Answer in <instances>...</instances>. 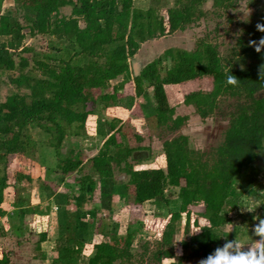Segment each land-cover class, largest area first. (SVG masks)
<instances>
[{"label":"trees","instance_id":"obj_1","mask_svg":"<svg viewBox=\"0 0 264 264\" xmlns=\"http://www.w3.org/2000/svg\"><path fill=\"white\" fill-rule=\"evenodd\" d=\"M5 1L0 0V72H14L9 77L14 91L0 101V217L7 212L3 204L9 156L21 154L36 162L40 138L31 137L30 129L37 127L43 137H54V171L59 181L71 179L79 185L84 192L78 194L80 200L98 180L108 184L115 180L118 170L125 177L112 188L122 192L121 185H125L123 199L167 211L163 217L129 222L124 234L110 231L106 239L94 244L86 264H144L146 258L156 264H185L186 260L206 258L226 237L235 239L238 228L228 233L224 226L231 223L230 214L243 206V195L255 185L258 171L253 164L264 151V47L256 51L264 38V31L257 28L264 25V11H256L241 23L230 56L222 57L217 44L202 39L194 50L168 48L134 74L132 62L143 42L200 21L208 13L203 7L209 0H172L165 9L167 17L152 7H133V0H13L12 8L4 9ZM212 2L214 8L228 10L238 0ZM256 5L252 0L250 6ZM66 6L72 8L68 17L60 15ZM27 28L31 34H52L65 45L55 46L65 52L60 64L37 60L42 73L33 75L27 71V58L16 60V53L27 50ZM228 75L237 78L235 85L227 82ZM207 76L213 80L212 89L189 91L183 100L203 120L219 116L227 122L222 142L203 150L187 134H177L189 116L176 115V107L167 102L165 86ZM119 77L122 82L111 88L112 80ZM132 79L137 95L144 93L145 86L154 88L157 106L151 123L155 128L151 131L150 124L146 128L150 136L160 131L165 138L166 167L143 165L153 149L143 144V132L128 133L121 119L112 122L110 135L93 157L83 160L85 152L80 147L62 152L64 142L80 133L99 103L104 109L119 106V91ZM247 169L251 171L239 188V177ZM183 182L180 195L169 198L167 189ZM184 218L188 221L185 238L177 245L179 223ZM202 223L209 227L192 234ZM142 228L158 233L154 245L149 240L136 242ZM46 237L41 232L39 242ZM85 247L73 236L60 237L53 264H80ZM9 261L8 254L0 258V264Z\"/></svg>","mask_w":264,"mask_h":264},{"label":"rangeland","instance_id":"obj_2","mask_svg":"<svg viewBox=\"0 0 264 264\" xmlns=\"http://www.w3.org/2000/svg\"><path fill=\"white\" fill-rule=\"evenodd\" d=\"M251 2L252 0H238V2L233 8L224 10L214 8L212 0L207 1L203 7L208 12L206 17L188 26L184 30H179L173 34H168L162 37H156L154 39H150L148 41L143 42L139 51L135 55L136 62L140 63L141 68H143L152 60L163 55V53L168 48H185L188 50H194L197 47V43L202 39H207L208 41L217 44L222 57L230 56L231 50L236 44L237 38L241 34V23L248 17H250L252 14L256 13V11H264V0H255V2L258 3V5L256 6H250ZM171 3L172 0H133V7L142 9H148L152 7L156 9L159 15L163 14L165 17H167L165 9ZM12 6L13 0H6L3 5L4 9L12 8ZM71 10L72 8L70 6H66L61 9L60 15L68 17L71 14ZM22 22L23 24H26L25 20L23 19ZM81 25L83 26L84 23L81 22ZM25 32H27V34L24 42L27 50L19 51L18 53H16L15 58L17 61H19L21 57H25L29 60V67L27 68V71L29 73L33 75H40L42 73L40 68L36 64L37 60H42L50 64H60L59 62L61 58L65 56V52L63 50V47H61L60 51L55 49V46H59L61 44L54 35L31 34L28 28L25 30ZM11 75H14V72H0V100H3L7 94H11L14 91L13 86L9 84V77ZM132 75L134 74L132 73ZM131 78H133V76H131ZM122 79V77H119L115 80H112L111 88L113 85L122 82ZM212 87L213 80L210 76L205 77V79L198 78L195 80L186 81L185 83L179 84L177 86H165L167 102L170 105L180 103L179 105L182 106L178 108V113L189 116L187 123L177 132V134H187L190 137L191 143L197 148H202L203 150L209 149L212 146L218 145L222 142L223 130L227 126V122L219 116L209 117L208 119L200 120L197 118L198 114L194 111L195 108L193 110L190 109L183 103V100L185 93L189 91L197 89L210 90V88L212 89ZM111 88H109V90H111ZM122 89L123 95L121 94L122 96L120 97L121 100L119 103V107L121 108L117 106H112L108 107L107 109H104L103 104L99 103L96 107L95 114L89 117L85 127L80 130V133L78 135H71L64 142L62 152H67L70 147H80L85 152L84 156L82 157L83 160H87L90 157H93L97 154L99 147L103 145L105 139L110 135L112 122L117 121L119 118H121L120 116L123 114L124 116H128V118L131 119H128V123H126L125 125L126 129H128L126 131L131 134L135 131L134 129L138 128L136 130H140L146 136L145 143L150 144L152 146L153 154H151V156H154L152 159H146L147 161L143 165L153 166L152 164H154V166L160 165L166 167L164 153L162 151L163 140L165 138H161L160 131H155V136L151 137L148 133V130L144 129V126L141 125V123H138V120L136 121L135 116H133L134 114L138 113L139 115H142L140 114V108L143 109V113L145 115V123L150 124L151 131L155 128L154 125L151 123V120L155 117L153 113L155 112L157 106V97L155 95L154 88L152 87V89L150 90H145L143 94L137 95L136 83L132 79L131 81H127ZM142 95L145 97V104H142L141 107L138 105L136 107H133L136 102L138 103L141 99H143ZM189 114H191V116ZM30 135L35 139L40 138L36 162L32 163L31 159H28L25 157V155L21 154H14L9 156L7 169L9 180L8 187L5 190V194L7 195L5 203H8V209H10L15 206L12 205V202H8V197H14L15 201H19L20 203L22 200V202L30 201L32 200L33 192L39 194L42 191H40V188L44 184V180H48L50 181V183L52 181L55 184L60 185L62 191L67 193L65 199L63 198V196H61V198L59 199L61 201H58V205L60 204V209L58 208L57 218L60 220V222L64 221L65 224L66 222L69 225L71 224L70 226H67L66 234H64L63 236H72V232H74V223H80V220L82 219L78 214H82V210L84 208L88 209L90 203H88L85 198L83 200H80V195L78 196V193L82 195L84 192L82 190L78 191V189L80 188L79 185L74 183L71 179H67L63 183L59 181L57 177L58 175L54 171V168L57 163L55 147L52 145V142L55 143L54 137L53 139H50V137H43L41 135L40 129L37 127H31ZM253 168H256L258 171L255 187V190L258 191V194L253 193L251 195L248 192L244 194L243 206L240 210L232 212L230 214L231 223L227 226H224L226 231H228V233H231L235 229V225H237L238 230L240 231L238 232V236L236 237V239L239 240V235H241V242H254V240L258 239V237L254 235L253 228L254 225L259 222L260 218H264V151H261L259 158L254 161ZM250 171V169L245 170V173L242 175V177H239V188L242 185V182L245 181L246 178H248V174ZM22 174L30 176V179H20V177H22ZM115 176H118L117 181H111V183L109 182V184L107 181L101 182L98 180V184L94 187L92 192V204L93 202L96 203L99 200V195L101 194L102 189L108 187H110V190L108 189V191L112 193L113 196H117V198L119 196V198H121V201H123L124 203L123 197H125L126 192L124 188L125 185H121L122 187L120 190L122 192L113 190V184L121 183L122 176L124 175L120 171L116 170ZM184 184L185 183L183 182L182 186L178 188L169 187L166 192L168 197L173 199L177 198V196L180 195ZM46 190L47 188L43 190V195L45 194L47 196V192L49 190L47 192ZM74 192H78L76 196L73 195ZM68 193L72 194L73 196L68 195ZM121 193L123 194V196L121 195ZM108 202L110 203L108 204V206L104 205L103 203L101 204L100 202H97L100 203L101 206L94 208V215L90 216L91 221L94 222L95 225L97 238L96 240L90 239L88 241L84 250L86 254H89L91 252V247H94L95 243L106 239L110 231L117 230L123 232L125 228L123 229L121 226L122 224L126 223L128 219V222H133V224H135L137 220L141 219L148 221L151 220L154 216L159 215L163 217L167 213L166 209L155 210L152 213H145L143 212L144 210H152V207H150V205L144 206V210L140 209V206L137 207L139 208L137 209L135 206L131 207V201L129 200L126 201L127 205L130 208L129 211L125 209L120 213V215H122V217L124 218L123 220H125L122 221L121 218L115 214L116 210H118L121 205H119L116 209L115 202L113 201V199H109ZM35 204L38 206V203ZM245 208L255 209L253 211H248ZM11 211L17 212L14 208H12ZM127 211L129 213H127ZM240 214L242 215L240 216ZM16 215L18 217V213H16ZM74 217L75 221H69L71 220V218L74 219ZM11 218L12 221L15 220L14 216H12ZM35 219L34 216H30L29 214L27 216L24 215L22 220V223L24 225L22 227V230H24L23 234L25 233L26 235V231L28 232L29 229L34 232L35 226L33 227L32 223L35 221ZM187 222V218H184L182 219L181 223H179L180 231L176 236L177 245H180L181 240L185 238L184 229ZM156 224L159 226L160 223L156 221ZM69 227L72 228L70 229ZM192 229L193 227H191V230ZM229 230H231V232H229ZM39 236L40 235H29L27 237V241L31 242L32 244H21V246L19 247H17L18 244L16 241H18V243H25L26 240L24 242L11 238L10 236L6 243H4L3 245L5 250L4 253L9 255L10 261L7 264H24L25 262L28 264H36V262L39 260L41 251ZM157 236L158 233L155 230H150L149 232H146L144 228H142V230H140L138 233L136 242H138V240H149L151 244L154 245L156 239L160 238V236ZM24 239L26 238L24 237ZM225 239L229 238L226 237ZM141 242L137 243L139 245V247L137 248L138 254L142 252L140 247ZM35 244H38L39 248L37 247L36 249ZM178 250L180 251V249ZM16 252L19 255V261L11 258L14 257ZM88 258L89 257H87V259H84L85 261L83 262L85 264L87 263ZM35 260L37 261L35 262ZM196 261L199 260H186L185 264H195ZM145 262L146 263L144 264H156L155 261L150 260L148 258L145 259ZM166 262L171 261L166 260ZM139 264L141 263L139 262Z\"/></svg>","mask_w":264,"mask_h":264},{"label":"crops","instance_id":"obj_3","mask_svg":"<svg viewBox=\"0 0 264 264\" xmlns=\"http://www.w3.org/2000/svg\"><path fill=\"white\" fill-rule=\"evenodd\" d=\"M138 68H139V70H138ZM131 69H132L134 74H137V72L139 73V71L142 69L141 68V64L137 63L136 60L134 59V61L132 62V68ZM203 79H205V77H203ZM183 83H185V82H183ZM171 85L172 86H177L179 84H168L167 86L171 87ZM145 87H146L145 90L152 89V87H150V86H145ZM122 88L119 91L120 94L123 93V89ZM0 101H2V100H0ZM145 102H146V100H145V97L143 96V99H141L140 102H138V103L136 102L133 105V107H136L137 105L141 107L142 104H145ZM179 104L180 103L172 104V106L176 107V115H182V114L178 113V108L180 106H182V105H179ZM186 106H188L192 110L194 109V107L192 105H186ZM117 107H119V106H117ZM119 108H121V107H119ZM140 111H141L140 114H142V115H139V113H138V114H134L133 116H135V120L136 121L138 120V123H141V125L144 126V129H147L146 128L147 124L145 123V117H144L145 115L143 113L144 111L141 108H140ZM189 115L191 116V114H189ZM120 117L121 118H119V119H122V121L125 124L128 123V119H129L128 116H124L122 114ZM197 118L202 120V118H200V116H198V115H197ZM129 120H131V119H129ZM136 129H138V128H136ZM136 129H134V130L135 131H140V130H136ZM154 136L155 135L153 134L151 137H154ZM143 144H146L145 141H144ZM146 145L151 146L150 144H146ZM153 156H150V158L152 159ZM151 162H153V161H151ZM152 165H154V164H152ZM165 166H166V164H165ZM161 167L165 168L164 166H161ZM122 177L124 178L125 176H122ZM115 178H116V180L113 179L112 180L113 182L117 181L118 176H116ZM45 181L46 180H44V184L41 186L42 189L40 188V191L41 190L42 191L39 194L38 193L36 194L35 192H33L32 200H30L31 202L30 201L22 202L23 201L22 200L21 203H20L19 201H15L14 197H8V202L9 203L12 202V205L15 206V207H12V208L16 209L17 212L11 211L12 208L8 209L9 206H8V203L7 204L5 203L6 202V200H5L3 206H4V208L6 209L7 212H6V214L4 216L0 217V258H2L3 255L5 254L4 253L5 250H4V246L3 245H4V243H6V241L8 240V238L10 236H11V238H14L16 240H21V241H24V242L26 240L25 243H20V242L18 243V241H16L17 244H18L17 247H19V246H21V244L22 245L23 244L30 245L31 242L27 241V239H28L27 237L29 235H40L41 232H46V234H47L46 239L44 241L40 242V244H41L40 245V248H41L40 250L41 251H40L39 260L38 261L35 260V262L37 261L36 264H53V258H54L55 254H56V242H57V240L60 237H62L64 234H66L67 226H70L71 224L69 225L67 222L65 224L64 221L60 222V220L57 218L58 208L60 209V204L58 205V201H61V200H59L61 198V196H63V198L65 199L67 193L62 191V188H61L60 185L55 184L52 181H51V183L48 180L46 182ZM255 187H256V183H255V185L252 187V189L248 193L251 194V195L253 193L254 194H258V191L255 190ZM45 188H47L46 192L48 190L50 191V192L49 191L47 192V196L45 194L43 195V193H44L43 190H45ZM75 189H77V188H75ZM108 189L110 190V187L102 189L101 194L99 195V200L97 202H100L101 204L103 203L104 205L108 206V204H110L108 202L109 199H113V201L115 202V208L116 209H117V207L119 205H121L120 208H118V210H116L115 214L118 217H120L122 221H125V220H123L124 218L122 217V215H120V213L122 211H124L125 209L128 210V211L130 209L129 206L127 205V203H126V200L124 199V203H123V201H121V198H119V196H118V198H117V196H113L112 193H110L108 191ZM78 191H81L80 188L78 189ZM92 192H93V189L91 187H89V189L85 192V195H86L85 199L88 201V203H90V205H89L88 209L84 208L82 210V214L81 213L78 214V215H80V217L82 219L80 220V223H78V222L74 223V230H73L74 232H72L73 233L72 236L77 238V239H79V240H81V241H83L85 243V245L88 243V241L90 239L96 240V238H97L96 231H95V225H94V222L91 221L90 216L94 215V208H97L98 206H101V204L97 203V202L96 203L93 202V204H92V202H91ZM77 193L78 192H74L73 195L76 196ZM68 195L73 196L72 194H69V193H68ZM6 199H7V195H6ZM44 201H47V202H44ZM28 202H30V203H28ZM35 203H38V206ZM43 205H46V206H43ZM146 205L147 204L137 205V204H134V203L131 202V207L135 206L137 208V207L140 206V209H143V210H144V206H146ZM150 207H152V210L151 209L150 210L147 209V210H144L143 212L152 213V212H154L156 210L152 205H150ZM263 207H264V204H263ZM137 209H139V208H137ZM240 209H237L234 212H236V211H238ZM128 211H127V213H129ZM16 213H18V217H17ZM28 214L30 216H34V219L36 218L35 221L32 223L33 227L35 226V230H34V232H32L29 229L28 232L26 231V235H25V233L23 234L24 230H22V227L24 226L23 223H22V220H23L24 215L27 216ZM241 215L242 214H240V216ZM12 216L15 217L14 218L15 220H13V221H12V218H11ZM9 218H11V219H9ZM18 219H19V221H18ZM47 219H48V221H47ZM72 220L75 221V217H74V219L71 218V220H69V221H72ZM128 221H129V219L126 221V223L122 224L121 227L123 229L125 228V230L123 232L119 231V233L124 234L126 232L127 225L129 224ZM235 227L238 228L237 225H235ZM69 228L71 229L72 227H69ZM24 237L26 239H24ZM241 237L242 236L239 235V240L241 239ZM103 239H104V237H103ZM37 245L38 244H35L36 249H37V247L39 248V245L38 246ZM93 252H94V247H91V252L89 254H86V253L83 254L80 264H85L83 262V261H85L84 259H87V257H90L93 254ZM18 257H19V255L16 252L14 257H11V258L16 259L17 261H19ZM18 263H21V262H18ZM24 264H28V263L25 262Z\"/></svg>","mask_w":264,"mask_h":264},{"label":"clouds","instance_id":"obj_4","mask_svg":"<svg viewBox=\"0 0 264 264\" xmlns=\"http://www.w3.org/2000/svg\"><path fill=\"white\" fill-rule=\"evenodd\" d=\"M257 28L264 31V25H257ZM262 47H264V38L256 45V51L259 52ZM227 82L235 85L237 78L234 75H228ZM245 209L253 211L255 208ZM205 227H209V225L202 223L199 228L192 231V234L200 232ZM253 232L258 237L254 242H241L236 238L225 239L222 246H217L206 258L201 259L199 264H264V218H260L259 222L254 225Z\"/></svg>","mask_w":264,"mask_h":264}]
</instances>
